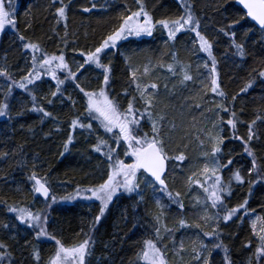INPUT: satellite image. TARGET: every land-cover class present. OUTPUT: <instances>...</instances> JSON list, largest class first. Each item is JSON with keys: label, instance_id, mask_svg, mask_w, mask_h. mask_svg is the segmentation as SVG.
<instances>
[{"label": "trees", "instance_id": "16d2710c", "mask_svg": "<svg viewBox=\"0 0 264 264\" xmlns=\"http://www.w3.org/2000/svg\"><path fill=\"white\" fill-rule=\"evenodd\" d=\"M187 2L194 5L195 13L201 18V28L209 38L216 36L214 29L219 27L225 19L231 22L233 17L239 18V15L243 13L236 0H187ZM3 3L6 10L11 5L10 10L17 24L16 31L24 34L32 42L39 43L48 54H59L62 50L68 63L73 58L83 61L84 58L79 53L94 50L101 39L118 25L120 22L118 17L125 11V4L133 10L137 8L135 0H72L67 9L69 19L65 45L61 41L64 35L63 23L55 24L53 16L55 9L50 6V0H3ZM91 3L97 4L98 7L92 12H83L82 8L90 7ZM144 3L146 9L157 19L169 15L175 16L179 12L176 0H144ZM28 22L32 26L26 30L25 26ZM250 27H253V31L248 38L250 55L247 57L246 64L242 63L238 56L224 55L225 49L228 48L226 37H218L214 45V53L218 57L221 86L227 94L225 103L236 111L239 120L243 121L237 124L235 134L244 138L247 137V123L258 114L264 115V82L257 79L253 88L247 92H240L252 69H259L261 61H264V44L260 42V34L255 31L254 23L246 17L236 25V30L240 34L248 31ZM53 28L56 31H53ZM16 31L9 27L0 35V69H8L13 77L19 80L30 70L32 53L22 48V42L17 38ZM57 32L59 35L56 34ZM193 36L194 33L182 32L177 35L175 41H169L167 33L158 26L152 36H132L120 41L116 48L107 49L106 54H102L101 61L105 64L111 63L112 72L107 90L110 97L118 101L122 109L127 107L133 95L137 96L135 106L144 107L138 93L135 92V85L131 84V68L140 69L138 75L143 73L144 66L147 65L150 68L148 75H141V80L145 84L155 82L159 86L155 90L156 110L167 113L169 123L164 129L167 150L173 156L180 152L186 156L182 163L171 160L168 162L169 190L173 193L176 191L182 193L185 206L183 215L194 224L198 219L197 213L200 212L199 206L193 207L196 203L194 197H203L204 194L202 189L195 185L189 190L186 179L203 167L204 149L200 145V140L197 139L198 135L201 139L204 138L202 130L212 129L213 121L223 128L220 133L224 137L222 151L226 156L230 153L233 158V165L229 168L240 169L241 173L247 176V170L251 167V157L243 152L240 141L231 138L234 132L230 126L218 120L215 103L221 101V98L210 90L205 93L201 88L200 80L206 73L203 63L208 62V59L204 53L193 50L191 42ZM229 51L234 50L229 49ZM173 53H176L177 59L182 63L191 65L190 71L196 78L195 83L189 81L186 86L179 85L180 77L167 71L166 65L173 63ZM37 55L39 56V53ZM126 57L130 59L126 60ZM85 66H88L89 71L83 69L84 73H87L85 78H81L78 74L79 82L87 90L98 91L103 80L102 70L95 65ZM63 74L67 75L63 72L60 76ZM252 75L255 76V73ZM46 79V76L42 79L43 83L37 81V84L41 85L40 92L34 91L35 85L28 87L36 94L37 104L51 111L56 117L55 120L44 118L41 123L42 113L32 111H24L23 115H17V112L22 110L21 103L26 108L32 107L31 97L28 96L27 91L21 89H14L13 92L12 119L0 117V241L9 245V250L13 251L18 264H35L31 256L33 245L40 251V264H47L55 251L54 242L45 239L39 242L34 240L29 235L31 230L26 231L25 226L14 219L15 214L7 210V205L19 204L35 211L37 208H45L50 204L51 207L47 208L49 232L54 233L65 244H71L82 238V230L88 231L90 223L99 210L98 201L77 198L81 194H77L76 190L102 181L103 174L99 180H92L91 176L96 173V169L106 171V165L101 163L104 157L92 151L95 136H90L83 129L77 128L73 131L69 127L70 120L77 115L84 119L83 94L71 81V88L74 89L72 100L65 98V95H68L66 90L63 103H60L59 99L54 100L51 105L47 103V99L41 103L39 98L44 95L52 99L48 94L49 84L47 83L51 81ZM6 83L5 78L0 77V85ZM51 85L55 90V84L51 82ZM174 85L176 87H173ZM125 90L129 95L124 94ZM3 91L4 89L0 88V101L4 99ZM149 91L153 90L149 89ZM237 93L240 94L232 103L231 97ZM72 101L76 102L75 105ZM196 104L201 106L196 107ZM209 108L213 111H208ZM219 115L224 121L230 118V113L220 112ZM89 122L94 128L97 127L96 121ZM141 123L144 125V131L150 132V124L146 120H142ZM172 123L175 124V128L169 132L168 129ZM256 130L260 139H254L252 146L256 156L264 158V121H257ZM69 134L73 135L74 141L65 152L63 143ZM99 134L104 135L102 129ZM20 146H23L22 150ZM5 152L9 153L7 157L2 156ZM14 152L16 155L12 154ZM33 162L38 176L48 178V187L52 190V196L58 199L55 203H52V196L45 201L32 193L33 182L29 181L28 176L33 171ZM221 175L227 179L230 175L229 170L225 169ZM200 178L203 179V177ZM253 178L256 179L255 174ZM57 187H60V195L55 191ZM233 187V195L225 201L229 207L235 206L248 195L247 179L243 186L233 181ZM253 193L249 199L250 210H255L251 217H244V222L229 221L227 225L221 224L223 240L231 250L234 264H246L247 258L254 250L256 240L251 236L250 221L255 215L264 216V181L255 185ZM156 196L168 205L166 209L168 227H176V221L181 215L179 208L172 204L163 193L157 192ZM64 197H72V200H65ZM155 212L153 192L150 188L145 190L143 202L139 201V197L134 200L127 195L114 198L93 233L96 244L93 255L88 258L91 264H129V261H134L135 253L142 246L143 239L153 236L152 216ZM3 224L15 225V227L6 229L2 227ZM195 235L202 237L200 229L195 227L175 231L174 238L177 244L183 239L188 246V251L182 254V261L173 257L170 252L169 258L174 261V264H193L188 241L189 238L194 239ZM203 239L206 243H210L207 238ZM249 239L253 241L251 249L243 246ZM26 240L31 241V244L22 247ZM165 243L169 248L172 247L168 239ZM213 255L215 264H222L223 253L217 250Z\"/></svg>", "mask_w": 264, "mask_h": 264}, {"label": "snow or ice", "instance_id": "6c2138e0", "mask_svg": "<svg viewBox=\"0 0 264 264\" xmlns=\"http://www.w3.org/2000/svg\"><path fill=\"white\" fill-rule=\"evenodd\" d=\"M72 0H50V6L54 7L53 13L55 24L63 23L64 35L61 41L67 44L68 36V13L67 9ZM179 12L175 16H165L162 18H154V16L146 9L144 0H135L137 8L133 10L125 4V11L121 12L118 19L119 23L106 36H104L94 50L90 49L87 52L81 51L79 55L83 57V63L78 65L76 71L69 66L65 59V55L61 50L59 54H48L39 43L32 42L24 34L17 30L16 20L11 13V5L9 9L0 0V34L4 33L6 26H10L13 31H16V36L22 42V48L27 52L31 51V67L19 80L15 79L8 69H0V77H4L6 84L0 85L3 88V101H0V117L12 119L14 89L27 91L31 97L32 107L26 108L21 103V111L17 115H23L24 111H32L42 113L41 123L44 118L56 117L51 111L37 104V96L33 89H29V85H35L39 88L43 83L42 77L47 75L52 80H55V90L50 91L52 99H47L48 104H53L54 100H64V91L62 86L65 84V79L71 80L75 88L83 94L84 98V119L80 115L70 120L69 127L73 131L77 128L83 129L90 136H95V143L92 145V151L99 153L104 157L101 163L106 165V171L103 172L101 182L83 188H77V194H83L81 198L86 200H95L99 202L98 214L94 217L89 225L88 231L82 230V238L77 239L71 244H65L64 241L54 233L48 230V215L47 208H37L33 211L28 206H20L19 204L7 205V210L14 213V219L19 221L20 225L25 226V230H31L29 235L37 242L42 239L54 242V254L50 256L47 264H91L88 259L93 255L96 244L93 233L96 226L99 225L101 219L105 216L109 206L113 203L114 198L127 195L135 200L139 197V201L145 200V190L152 189L153 199L155 202L156 212L152 216V232L153 236L145 238L141 242V247L136 251L134 261H129V264H174L170 260L169 253L173 257L183 260V253L188 251L185 241L181 239L177 244L174 234L179 229H188L195 227L200 229L203 238H207L210 243H206L201 235H195V238H189L188 244L191 247V259L193 264H215L214 253L219 250L223 253L222 264H234L231 257V250L223 240V230L221 224L227 225L229 221L244 222V217H251L254 209L249 208V199L253 196V189L257 183L264 181V158H258L252 146L254 139L259 140L260 136L257 133V121H264V115H256L251 122L247 123V137H241L236 133L237 124L243 123L240 121L236 111L232 110L225 101L227 94L222 89L220 73L218 71V57L214 53V45L217 43V38L220 36L227 38L228 48L225 49L224 55L229 57L238 56L242 63H247V57L250 55L248 38L253 31L250 27L248 31L238 34L236 25L240 24L246 17L254 22L255 31L260 34V42L264 44V0H236V3L242 6L245 10L239 15V18L233 17L231 22L227 19L217 28L214 29L216 36L209 38L204 34L201 28V18L195 13L194 5L188 3L187 0H176ZM98 6L91 3V6H85L82 11L85 13L92 12ZM106 10V9H105ZM31 23H26V30L31 28ZM167 33L169 41H175L179 33H194L192 37L193 50L206 54L208 62L203 63V68L206 69L204 78L200 80L201 88L206 93L211 91L216 96L221 98V101L215 103L216 116L221 123H226L233 130L234 135L231 137L234 140L241 142L243 152L251 157V167L247 170V176L243 175L240 169L233 170L229 168L233 165L231 154L225 155L222 151L224 137L220 135L223 128L219 127L216 121L212 122V129L202 130L203 139L197 136L200 140V145L204 149L202 152L203 167L199 172H193L186 179V184L189 188L193 185L199 187L203 191V197H194L196 203L193 207H200V212L197 213V222L190 223L185 216L184 203L182 193L176 191L173 193L169 190L168 185V162L180 161L186 159L183 152L173 156L167 150V140L165 137V126L169 123L167 113L157 111V93L158 84L143 83L141 75H148L150 68L144 66L143 73L140 69L131 68V84L135 85V92L138 93L139 100L143 103V108L135 106L137 96L133 95L127 103V107L122 109L118 101L110 97L107 90L110 84V74L112 72L111 63H102L101 56L106 54L107 49L116 48L122 40H127L129 37L152 36L157 27ZM53 31H56L53 28ZM59 35V33H56ZM198 45V47H197ZM232 49L234 51H229ZM39 53V56L37 55ZM130 58L126 57V60ZM173 63L167 64V71L174 76H179V85L186 86L187 82L195 83L196 78L191 74V65L182 63L177 59L176 53L172 54ZM85 65H95L96 68L102 70V84L99 90H87L79 82L78 73L82 74L81 70ZM163 66V65H161ZM57 72H66L65 79H61ZM255 73V76L252 75ZM259 79L264 82V61H261L259 69L253 68L249 73V78L246 80L240 92H247L253 88ZM173 87H176L174 85ZM167 88V85H165ZM149 89L153 91H149ZM124 94L129 93L125 90ZM231 97V102L234 103L237 95ZM71 100V97H68ZM75 105V101H72ZM200 107V104H196ZM208 111H213L209 108ZM220 112L230 113V118L226 121L220 117ZM142 120H146L150 124V132L144 131ZM89 121H96L97 127ZM175 124L172 123L168 129L169 132L174 130ZM100 129L104 135L99 134ZM59 131V128H57ZM74 141L72 134L67 136L63 143L64 151H68L69 145ZM111 141V142H110ZM23 146H20L22 150ZM120 149V151H117ZM16 155V153H12ZM63 152L61 155L63 156ZM121 154L123 158H121ZM9 153L2 154L7 157ZM21 163H24L21 161ZM33 171L28 176L29 181L33 182L31 191L34 195L42 196L46 201L49 199L48 178L46 176H38L35 171L36 165L32 164ZM228 169L230 175L225 179L221 173ZM255 174L256 179L253 178ZM200 177H203L201 179ZM248 185V195L235 206L229 207L225 201L233 195V181L237 185ZM210 181V183H209ZM143 185V187H142ZM18 191L20 189H17ZM157 192L163 193L169 198L172 204L177 205L180 210V217L176 221V227H168L166 223L167 204L156 196ZM72 197H64L63 199H71ZM53 203L56 202V197L52 196ZM6 203V202H5ZM212 210H215L214 212ZM235 218V219H234ZM202 221V223H201ZM251 236L255 237V247L251 255L247 258L246 264H264V216L256 215L250 221ZM3 228L9 229L15 225L3 224ZM135 227V226H134ZM78 236L80 234H77ZM168 239L172 243L169 248L165 240ZM31 241H25L22 247H27ZM253 241L249 239L243 246L252 248ZM32 259L35 264H40V251L35 245L32 246ZM0 264H18L13 251L9 250V245L0 241Z\"/></svg>", "mask_w": 264, "mask_h": 264}, {"label": "rangeland", "instance_id": "374dc122", "mask_svg": "<svg viewBox=\"0 0 264 264\" xmlns=\"http://www.w3.org/2000/svg\"><path fill=\"white\" fill-rule=\"evenodd\" d=\"M9 27H10V26H6V29H5V30H7ZM0 35H1V34H0ZM204 55L206 56V54H204ZM206 58H207V56H206ZM207 59H208V58H207ZM80 63H83V61L79 60L78 58H73L72 61L69 62L68 64H69V66L73 69V71H76V69L78 68V65H79ZM208 63L210 64L211 62L208 61ZM85 67H86V68H84V69H86L87 71H89L88 66H85ZM81 72H82V74H80V73H78V74L81 76V78H85V77L87 76V73H84V70H81ZM62 73H63V72H59V73L57 72V75H58L61 79H65L66 75L63 74L62 76H60V74H62ZM45 76L47 77L46 80H50V81L53 82L54 84L56 83L55 80H52L50 76H47V75H45ZM45 76H43V78H44ZM43 78H42V79H43ZM51 82H47V83L49 84V85H48V91H49L50 88H51V90H53V88H52L53 85H51ZM71 85H72L71 80H67V79H65V84L62 86V89H66V90H67L68 95H67V96L65 95V98L68 99V97H71V100H72V99H73L74 89L71 88V87H72ZM40 86H41V85H40ZM39 88H40V87H39ZM39 88L34 87V89H35L34 91H36V92H40ZM53 91H54V90H53ZM48 94H50V91H49ZM64 94H65V91H64ZM45 97H47V95H46V96L44 95L43 97H40V98H39V102L42 103V101L45 99ZM68 100H69V99H68ZM59 101H60V103H63V102H61L60 99H59ZM110 142H111V141H110ZM117 151H120V149H118ZM121 158H123L122 154H121ZM103 171H104V169H96V173H94V174L91 176L92 180H94V181L99 180V179L102 177ZM209 183H210V181H209ZM59 188H60V187H57V188H56L57 190H55L56 193H57L58 195H60V189H59ZM81 196H82V194H81V195H78L77 198H81ZM56 200H58V199H56ZM68 200H72V199H68ZM84 200H86V199H84ZM52 203H53V202H52ZM255 216H256V215H255ZM255 216H253L252 219H254Z\"/></svg>", "mask_w": 264, "mask_h": 264}, {"label": "water", "instance_id": "95a60500", "mask_svg": "<svg viewBox=\"0 0 264 264\" xmlns=\"http://www.w3.org/2000/svg\"><path fill=\"white\" fill-rule=\"evenodd\" d=\"M241 9H242V6H240V5H238ZM243 10V9H242ZM245 10H243V12H244ZM250 19V18H249ZM251 20V19H250ZM253 22V21H252ZM254 23V22H253ZM256 27H258V26H256ZM168 170H169V167H168ZM167 175H168V173H167ZM49 190H50V192H49V198L52 196V190L49 188ZM38 197H40L41 199H43V200H45L42 196H39V195H37ZM49 200V199H48ZM46 201V200H45Z\"/></svg>", "mask_w": 264, "mask_h": 264}]
</instances>
